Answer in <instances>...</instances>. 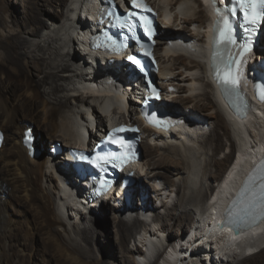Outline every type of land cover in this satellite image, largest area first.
I'll use <instances>...</instances> for the list:
<instances>
[{
	"label": "bare ground",
	"instance_id": "bare-ground-1",
	"mask_svg": "<svg viewBox=\"0 0 264 264\" xmlns=\"http://www.w3.org/2000/svg\"><path fill=\"white\" fill-rule=\"evenodd\" d=\"M103 1L29 0L22 10L0 2V22L7 23L2 34L5 40L0 39V132L4 134L0 147V264H156L165 260V264H227L225 260L234 255L244 258L238 263L234 256L230 264H264V219L237 235L220 224L232 194L264 156V104L249 114L262 124L259 142L251 146L247 141L249 117L239 119L226 110L207 77L202 45L211 13L206 3L144 1L159 15L157 26L162 34L154 53L164 73L160 74L161 89L167 92L172 88L165 94V104L172 111L170 117L183 120L169 133H162L143 126L138 117L140 87L126 83L130 72L127 65L118 63L128 53L111 57L114 63L108 65V57L88 49L87 39L95 30L93 21ZM124 2L133 4V0ZM164 14L169 19H164ZM41 24L44 27L39 28ZM8 36L14 44H3ZM259 41L256 50L264 55V32ZM19 52L26 62H19ZM242 69L246 84L244 65ZM193 71L198 76L181 79L183 72ZM182 81L192 87L184 89L187 84ZM197 83L202 86L199 94L182 96L194 91ZM115 121L137 125L148 136L142 142L145 160L137 169L121 175V181L131 178L129 182H134L127 192L132 199L140 200L146 189L162 196V192L176 187L165 172L187 175H181V183L174 189L180 198L166 217L156 213L148 221L154 205L146 200L139 206L132 201L126 206L120 193H109V200L104 197L99 208L92 206L88 213H80L84 204L76 200L81 198L80 189L69 182L72 176L66 168L67 153L97 143L106 125ZM31 123L37 124V131L44 129L47 137L43 139ZM203 125L212 126L208 135L203 134ZM174 132L183 135L177 140L179 144L173 141L177 146L165 138L174 137ZM29 138L32 145L27 143ZM160 139L166 141L162 154L155 145ZM47 143L52 151L44 154L42 147ZM189 143L196 144V149L191 150ZM56 145L64 154L61 160L54 152ZM225 145L231 154L217 160ZM197 146L199 152H206L205 157L194 152ZM200 159L205 161L202 172L198 169ZM199 176L218 184L198 185ZM162 180L167 186L159 190ZM109 212L114 225L101 226L109 220ZM76 218L80 221L74 222ZM162 220V230L176 229V240L181 236L182 240L161 244L152 224ZM171 237L168 233L167 240ZM103 238L107 239L102 242ZM170 247L173 250L169 253ZM253 249L261 250L245 256ZM107 253L114 260H109Z\"/></svg>",
	"mask_w": 264,
	"mask_h": 264
},
{
	"label": "rangeland",
	"instance_id": "rangeland-1",
	"mask_svg": "<svg viewBox=\"0 0 264 264\" xmlns=\"http://www.w3.org/2000/svg\"><path fill=\"white\" fill-rule=\"evenodd\" d=\"M28 1L29 0H0V2H2V3H4V5L5 6H15V7H17L19 10H22L23 8V6L24 5H28ZM4 27V28H3ZM42 27H44V24L42 25H40L39 26V28H42ZM6 28H7V23H6V21H3V22H0V39H3V40H5L4 39V37H2V34L4 33V32H6ZM16 28V27H15ZM8 40L7 41H3V44H6V42H7V44H14V42H12V40H11V37L10 36H8V38H7ZM259 51V53L261 54V50H258ZM23 51H21V53H22ZM20 52L19 53H17V59L19 60V62H26L25 61V57H23L22 58V54H21ZM183 75L181 76V79H185L186 77H190L191 76V74H193V75H195V76H198V72H195V71H193V73L192 72H183L182 73ZM186 76V77H185ZM177 83H179L178 81H177ZM182 84L184 83L185 84V82L184 81H182L181 82ZM183 84V85H184ZM187 84V86H185ZM184 86L185 87H183L184 89H186L187 90V88H191L192 86L190 85V83H186ZM194 88H195V90L194 91H191V92H181L182 93V96H192V97H194L195 95H197V94H199L200 92H201V90H202V86L199 84V83H197V84H195L194 86H193ZM195 119H198V118H196L195 116H193ZM202 118V117H201ZM256 118V117H255ZM254 117H249L248 119H247V133H248V136H247V139H249V140H247V141H249L250 142V144H251V146H253L254 144L255 145H257L258 144V138L260 137L259 136V134H261V131H260V129H261V126H262V124H261V122H260V119H255ZM252 119V120H251ZM198 120H203V118L202 119H198ZM251 120V121H250ZM29 122H31V121H29ZM259 123V124H258ZM32 124V123H31ZM202 124V123H201ZM33 126H34V128L36 129V131L38 130V127H37V124L36 123H33L32 124ZM210 127H212V126H210ZM210 127L208 126V125H203V126H200V128L203 130V134H204V132H205V134L206 135H208V132L210 131ZM207 129V130H206ZM206 130V131H205ZM38 133H41L42 134V137H43V139H44V137L46 138L47 137V132H45L44 131V129H42L41 131H37ZM175 133H177V132H174V134ZM202 134V135H203ZM177 135V136H176ZM210 136V135H209ZM175 137V139H173ZM174 137H172L171 138V136L169 135V137L168 136H166L165 138L166 139H169V140H171L170 142H176V143H180V142H178L179 141V139L180 138H183V135H181V136H179L178 135V133L177 134H175V136ZM249 137V138H248ZM50 140H55L54 138L53 139H50ZM178 140V141H177ZM155 141V140H154ZM164 142H166V141H161V139L160 140H158V141H156L155 143V145H158V146H160V149H161V154L163 153V143ZM172 143L173 145H178V144H176V143ZM58 143H60V142H58ZM160 145H159V144ZM43 144L44 145H46V143H45V141L43 142ZM61 144V143H60ZM153 144V143H152ZM171 144V143H170ZM190 144V143H189ZM188 144V145H189ZM193 146V144H190V149L191 150H194V149H196V144H194V146L193 147H195V148H191L192 146ZM227 146H228V144H227ZM226 145H225V148H224V153H222V154H220V156L218 155V156H216V159L217 160H223L224 159V157L225 156H227V155H229V154H231V148H229V147H227ZM52 147H50V144L49 143H47V147L45 146H43L42 147V150H43V153L44 154H48L49 152H51L52 150ZM140 150H141V155H142V160H145V155H144V149H143V146H142V143H141V145H140ZM199 147L197 146V150H195L194 152H196V151H198L199 152ZM200 154L202 153L201 151L199 152ZM236 153V155H237V151L235 152ZM205 154H206V152L205 153H202V155L205 157ZM208 154L210 155L211 154V152L210 151H208ZM64 154L62 153V154H60V155H58L57 156V159L59 158L60 160H61V156H63ZM177 157H179V156H177ZM184 157V156H183ZM158 158V157H157ZM156 158V159H157ZM201 159H202V157H201ZM200 159V161H199V163H200V165H199V167L200 168H198V169H201V172H202V170H203V167L205 166V161H203L202 162V160ZM204 160V159H203ZM227 165V167H228V163L226 164ZM226 166H225V168H227ZM165 173H167V175L171 178V180L175 183V186L177 187V186H179V184L181 183V180H182V176L181 175H183V177H185V176H187L186 174H177L175 171H170V172H165ZM209 173H215V170H209ZM201 174V173H200ZM198 179L200 180V181H198ZM161 181H159L158 182V189L159 190H161V188L162 187H164V186H167V185H165V183H164V180H162V182L160 183ZM199 182V183H198ZM197 183H198V185H200V183H202L203 185H204V187L207 185V184H213V186L214 187H216V185L218 184V181H216V180H207V182H205L204 180H202L201 178H200V176L197 178ZM170 186V185H169ZM176 187H172V188H170L169 190H167V191H165V192H162V196H158L157 194H156V192H154V193H150V192H148L147 191V189H146V193H145V196H146V198L144 199V200H142V196H141V198H140V200H138V201H136V199L134 200V199H132V197H131V201L134 203V204H136L137 202H139V204L137 203V205L139 206V205H142L143 204V202L145 203L146 202V200L147 201H149V202H151V204H153L154 205V209H155V211H152L151 212V216H147L148 217V221H150L151 219H153V217H154V215L157 213V214H159V216H160V218H162V217H166V215L168 214V211L171 209V207H173V205L174 204H176L177 202H178V199L180 198V196L179 195H177L176 194V192H174V189L176 188ZM173 189V190H172ZM164 194V195H163ZM151 195V196H150ZM150 197H151V200H150ZM169 197V198H168ZM172 197V198H171ZM130 201V202H131ZM163 202H169L168 203V205L166 206H162L163 205ZM195 210V209H194ZM180 213V210H176V214H179ZM195 216L193 215V220H192V222H194L195 223V220H196V218H194ZM74 219V218H73ZM80 221V218H76L75 220H74V222H79ZM72 222H73V220H72ZM100 225L101 226H108V227H112L113 225H114V223L112 222V219H110V212H109V220L107 219V220H105L103 223H100ZM154 225V229H156L157 230V234H158V236L157 237H159V238H156L157 240H159L160 242H162L161 244H163L165 241H167V242H169V243H177V240H182L181 238H182V236H181V238L180 239H177L176 240V238H177V231H176V229L174 230V229H171V228H166V229H164V230H162V225H163V220L162 221H157V222H155V224H152V226ZM186 230H187V228H186ZM160 231V232H159ZM170 231V232H169ZM168 233H171V235H172V237L171 238H169V240H167V237H168ZM186 233V232H185ZM183 234V233H182ZM115 236L113 237V239H112V241H113V244L115 243L114 242V240H115ZM161 238V239H160ZM107 238H103L102 239V242L103 241H105ZM112 241H111V243H112ZM115 245H116V243H115ZM171 251H169V253H170ZM169 253H168V255H169ZM108 256H109V258H108ZM131 256V255H130ZM129 256V258H131V260L133 261V260H135V258H132L133 257V255H132V257H130ZM234 256H237V255H234ZM233 256V257H234ZM239 256H242V255H238L237 256V258L235 257V261H238V263H240L242 260H243V256L242 257H239ZM106 257L109 259V260H114V258H113V256L111 255V254H106ZM232 256L231 257H229V258H227V260H225V263H231L234 259H232L233 258ZM107 259V260H108ZM232 259V260H231ZM166 261V260H165ZM165 261L163 262V263H161V261L158 263H156V264H165ZM231 261V262H230ZM118 264V263H117ZM250 264V263H249Z\"/></svg>",
	"mask_w": 264,
	"mask_h": 264
},
{
	"label": "snow or ice",
	"instance_id": "snow-or-ice-1",
	"mask_svg": "<svg viewBox=\"0 0 264 264\" xmlns=\"http://www.w3.org/2000/svg\"><path fill=\"white\" fill-rule=\"evenodd\" d=\"M133 5L136 7L140 6L137 3V0H133ZM257 5H264V0H248L247 2V7L252 10H255ZM257 18H264V10H261L258 14L253 12L252 19L250 22L255 23ZM260 181V194L256 203L258 204L261 213L264 214V176L260 177Z\"/></svg>",
	"mask_w": 264,
	"mask_h": 264
},
{
	"label": "water",
	"instance_id": "water-1",
	"mask_svg": "<svg viewBox=\"0 0 264 264\" xmlns=\"http://www.w3.org/2000/svg\"><path fill=\"white\" fill-rule=\"evenodd\" d=\"M219 228H221V226H220ZM233 233H234L235 235H237L239 232H238L237 230H235V231H233Z\"/></svg>",
	"mask_w": 264,
	"mask_h": 264
}]
</instances>
